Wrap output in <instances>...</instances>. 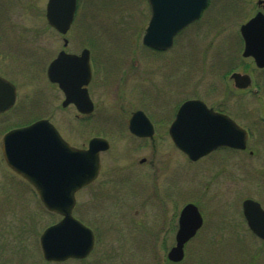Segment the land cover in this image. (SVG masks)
<instances>
[{"label":"rangeland","instance_id":"obj_1","mask_svg":"<svg viewBox=\"0 0 264 264\" xmlns=\"http://www.w3.org/2000/svg\"><path fill=\"white\" fill-rule=\"evenodd\" d=\"M47 2H0V33L25 41L31 66L19 90V106L24 115L11 119L0 116V139L6 131L29 122L34 115H37L34 118L51 115L57 105L59 108L53 116L55 124L77 147L87 146L92 137L102 134L99 117L102 111L107 113L105 117L109 116V129L117 128L115 121L122 118L116 111L120 104L126 112L148 105L158 117V108L168 111L180 99L200 94L205 98L230 95L248 102L250 109L246 113L249 116L252 113V119L262 115L264 86L258 95L239 92L232 86H225L226 79L221 77L228 70L223 68L227 60L232 59L233 66L243 64L241 48L239 53L232 54L234 58L228 57V40L233 38V33H238L240 24L254 14L253 4L212 0L213 4L203 13L201 38L190 39L184 33L175 39L169 51L155 53L142 42L150 18L147 0H78L75 22L66 36L48 24ZM26 4L32 7L28 11L21 9ZM14 19L20 20L19 23L12 24ZM64 37L69 39L67 51L80 53L91 43L95 56L96 51L102 54L104 75L98 72L89 86L98 107L91 121L84 119L74 106L63 108L62 90L57 85L52 86L44 74L49 62L63 48ZM133 57L139 59L138 65L132 63ZM131 66L139 70L134 71V67L131 70ZM252 74L254 82H259L263 76L259 71ZM106 138L111 147L101 155V174L76 194L73 210L74 216L95 233L96 244L88 264H107L110 259L118 260L116 264L120 260L128 264L162 260L168 250L154 248L151 243L155 241L152 233L169 226L174 211V202L166 198V194L172 193L169 187L173 185L177 187L173 191L177 201L196 203L201 195L200 167L187 160L165 134L156 137L152 144L118 131H111ZM143 157L147 158L145 164L140 163ZM151 159L153 165L149 164ZM257 167L254 163L248 179L245 174V181H238L240 185H247V190L238 194L264 193V186L257 185ZM157 187L158 198L163 202L154 192ZM60 219L59 214L45 207L33 185L9 169L0 148V243H39L44 229ZM196 252L207 262L238 257L244 251L236 247L191 248L188 257L195 258ZM58 264L75 263L68 260Z\"/></svg>","mask_w":264,"mask_h":264},{"label":"water","instance_id":"obj_2","mask_svg":"<svg viewBox=\"0 0 264 264\" xmlns=\"http://www.w3.org/2000/svg\"><path fill=\"white\" fill-rule=\"evenodd\" d=\"M152 16L143 36V44L165 51L173 46L174 37L198 19L208 0H147ZM77 10V0H48L46 18L50 26L65 35L70 29ZM245 40L244 56H252L259 67H264V13L257 12L241 27ZM68 41L65 39V44ZM50 81L58 83L64 92L63 106L74 104L78 111L88 114L94 104L86 86L92 78L90 51L81 54L62 50L47 70ZM236 86L246 88L251 84L248 75L234 73ZM15 90L0 77V111L15 102ZM224 116L213 113L201 100L184 102L170 127L174 144L192 161L220 144L219 139L237 148L246 146L247 131L230 120L227 129ZM227 119V118H226ZM130 130L138 136H148L153 126L143 111H137L130 120ZM224 131V133H223ZM110 143L106 138L94 137L87 148L70 145L58 129L48 120H37L29 125L7 132L3 138L2 152L6 163L16 173L28 180L36 189L45 207L58 213L62 219L48 226L40 237L44 258L64 261L85 258L94 248L93 230L73 215L76 192L92 183L101 170V152ZM244 211L250 226L257 231L256 217H264V210L253 200H246ZM201 226V216L194 203H188L179 218L177 245L168 253L171 260L184 257V244ZM264 237V232H257Z\"/></svg>","mask_w":264,"mask_h":264},{"label":"flooded vegetation","instance_id":"obj_3","mask_svg":"<svg viewBox=\"0 0 264 264\" xmlns=\"http://www.w3.org/2000/svg\"><path fill=\"white\" fill-rule=\"evenodd\" d=\"M1 1L2 0H0V2ZM232 1L234 4H241V3L253 4L255 7V12L250 18H248L246 21L240 24L238 33H233L232 34L233 38L232 39L229 38L228 40L229 48H230V54L228 55V57L231 56L232 54L239 53L241 48V54L243 57L242 66L240 67L233 66L234 62L231 61L232 59L227 60L226 62L228 63L225 62L223 68L225 70L227 69L228 70L222 73L221 77L223 79H226V81L224 82L225 86L228 87L232 86L234 89H236L239 92L250 91L252 94L258 95V92L264 86V67L257 66L252 56H248V57L244 56L245 40L241 33V27L248 20H250L257 12L261 11L264 13V0H232ZM211 4H213L212 0H208L207 5L202 11L200 17L194 20L193 22H191L180 32H178L174 37V43H175V39L184 33H187L185 35H188V38L190 39L195 37L196 38L202 37L204 33V25L201 23V20L203 17V13L210 7ZM148 6L150 12V18H149L150 21L152 12L149 3ZM29 8H32L29 4H26V6H24L23 8L21 7V9H23L24 11H28ZM77 9H78V0H77ZM11 21L12 19H10L8 22L10 23ZM19 21L20 20L17 21L16 19H14V23L12 22V24L16 25L19 23ZM73 24L71 25L68 32L71 30ZM59 34L62 36H66V34L65 35L61 33ZM65 39H67L68 41L67 44H65ZM63 40H64L63 48L59 50L57 55L49 62L44 72L45 77L48 80V82L52 84V86L54 84L57 85L58 88H60L58 83L50 81L48 77L47 70L50 63L58 56V54L62 50H65L67 53H73L79 55L81 54L82 50H84L85 48L89 49L92 78L89 84L86 86V88L88 90L91 100L93 101L94 109L92 112L88 114H83L78 111L77 107L74 104H69L68 106H63V105L62 106L63 108L74 106L75 109H77V111L84 117V119H86L87 121H91L93 116L96 114L98 107L92 98V93L89 89V86L94 80V76L98 72H99L98 74L104 73L103 71L104 63L101 60L102 54L99 55L98 54L99 52L96 51V56H95L93 45L91 43L88 44V46H85L80 51V53L67 51L66 48L69 45V39L67 37H64ZM210 44L213 45L214 43L213 44L210 43ZM27 48L28 46L25 45L24 40L19 41L17 37H15L14 35L0 33V77L9 83V88H13L15 90V97H16L14 104L10 108H8L5 111H0V116H6L11 119V117L17 118L19 116L24 115L23 108L19 106V97H20L19 90L21 85H23L25 82V75L27 71L31 68V66H29L30 57H28ZM171 48L165 51H159L155 49H152V51H154L155 53L157 52L161 53V52H167ZM135 52L136 51H134L133 54H135ZM132 63L138 65L139 59L137 57H133ZM133 67L131 66V70H133ZM137 69L139 70V67L136 68L134 67V71ZM254 71H259L263 75L259 82H257L256 80L254 82V78L252 74ZM234 73L248 75L251 79V84L246 88L237 87L235 80L232 78V75ZM120 90L122 91L121 95L123 96L125 94L123 88L121 87ZM64 100H65V95L63 101ZM188 100H201L202 102H204V104L207 106L208 109H211L213 111V113L219 114L220 116H224L225 117L224 120H226L225 121L226 123L221 125L224 131H226V134L230 133V130L227 129L228 125L230 124L229 123L230 120L234 121L240 127L244 128L247 131L246 146L244 148L233 147L228 144H225L227 141L226 139H219L220 144L212 148L206 154L202 155L200 158H198V160L192 161L185 152L180 150L174 144L170 133V127L176 118L180 106ZM119 106L121 107L119 108V110L118 109L116 110L117 116H119L120 114L122 118H120V120L115 121V125H117L118 127L109 129V125H110L109 116L105 117V114L107 113L104 114V111H102V113H100L99 116L100 121L103 125L102 134L94 137L106 138L107 136L110 135L111 131H118V133H120L121 135L124 134L131 135L138 140L148 141L149 143L152 144L155 143L156 137L165 134V136H168V138L170 139L171 144H173L178 151L183 153L187 160L191 161L192 163H197L199 165L200 173H201V177H200L201 195L196 203L187 202V201H185L184 203V201H177V198L173 193V191L175 192L174 189L177 187L173 185H170L169 187V190H172V193L166 194V198L168 197V199L174 202V211L170 216L169 226L165 227V229H161L157 232L152 233L153 239H155V241L151 243V245L154 248L160 247L161 249L168 250L166 258L159 261H155L154 263H150L147 260V261L138 262V264H264V237L260 236L257 233L258 231L264 232V217H256L254 219V223L257 225V231H256L250 226L249 220L244 211V203L246 200H253L257 202L259 206L262 208V210H264V193L260 192L259 194H252V195H248L245 193L238 194L239 191L245 192L247 190V185H240L238 181L242 183L243 181H245V178L248 179L247 176L251 175L249 174V172H251L254 163L256 166H258L257 168L259 172L257 176V181H258L257 185L264 186V111H263L264 108L260 106V113L262 115L254 117L252 119L251 117L254 115H252V113L251 116L248 115L249 111L247 109H250L249 108L250 105L248 104L247 101L244 102V100L237 99L236 97L230 95L219 98L218 97L205 98L204 94L197 95L196 97L180 99L177 102L173 103L168 111H163L160 108H158L159 111L158 117L155 116V113L154 114L152 113L148 105H143L142 107H136L135 110L131 112L129 110H127L126 112L125 111L126 109L122 104H120ZM58 108L59 105L54 106L53 113L51 115H42L39 116V118H34L35 116L34 115L32 116L33 119L29 120V122L23 125L16 126L13 129L29 125L37 120H48L57 128L53 116L55 115V112H57ZM137 111H143L145 115L149 118L153 126L152 134L148 136H138L133 132H131L130 120ZM164 126H166V128L164 130H161V128H163ZM9 131H6L3 134L2 138L0 139L1 152H2L3 138L5 134ZM63 138L70 145H72L64 136ZM87 147L88 145L85 147H78V148H87ZM110 147H111V143H110ZM110 147L107 150L103 151L102 153L109 151ZM146 159H147L146 157H143L140 160V163L145 164L147 162ZM153 162H154L153 159H151L149 161V164L153 165ZM9 169L11 168L9 167ZM101 170H102V160H101ZM101 170L98 177L101 174ZM11 171L13 170L11 169ZM13 173L18 177H20L22 180H25L27 182L25 178H23L16 172L13 171ZM98 177L93 182H95L98 179ZM28 184L32 185L30 182H28ZM154 192H156V196L158 198V196H160L158 193V187L154 189ZM158 199L161 202H163L162 198L159 197ZM188 203H194L197 206L201 216V226L196 232V234L184 244V257L176 261L171 260L168 258V253L172 248H174L177 245V233L179 230L180 214L183 208ZM95 244H96V239H95ZM233 247H236L239 251H244V252H242L238 257H232L228 259H214V261L208 260L209 262L208 261L205 262L204 260H202L201 257L197 255V252L195 253L196 255L195 258L192 256L188 257L189 255L188 250L191 248L194 249L231 248L232 249ZM94 248L90 252V254L85 258H69L64 261H49L44 258V254L40 242L39 243H29L24 241H13L9 243L1 242L0 264H58L60 262H65L68 260L73 261L75 264L76 263L88 264V261L94 251ZM109 261L110 262L107 264H110L111 262H112L111 264H116V261L118 260L110 259ZM122 262L123 260H120V263L117 264H128Z\"/></svg>","mask_w":264,"mask_h":264}]
</instances>
